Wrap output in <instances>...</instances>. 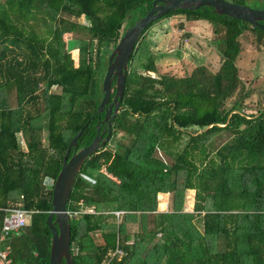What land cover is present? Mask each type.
I'll use <instances>...</instances> for the list:
<instances>
[{"label":"trees","instance_id":"16d2710c","mask_svg":"<svg viewBox=\"0 0 264 264\" xmlns=\"http://www.w3.org/2000/svg\"><path fill=\"white\" fill-rule=\"evenodd\" d=\"M153 1L0 0V227L3 208L31 212L0 241L12 264H48L45 218L62 155L82 126L76 149L95 135L107 58ZM227 1L264 9V0ZM175 16L222 32L215 73H158L146 34ZM246 30L264 53V28L210 6L169 11L143 31L110 137L72 185L66 209L81 210L68 216L72 264H264V110L245 113L235 66ZM60 33L78 42L77 63ZM38 93L42 112L13 132L12 110ZM166 194L171 208L160 212Z\"/></svg>","mask_w":264,"mask_h":264},{"label":"water","instance_id":"95a60500","mask_svg":"<svg viewBox=\"0 0 264 264\" xmlns=\"http://www.w3.org/2000/svg\"><path fill=\"white\" fill-rule=\"evenodd\" d=\"M201 6H210L218 14L246 21L251 26L264 28V9H253L227 0H154L144 17L128 27L107 58L105 74L101 82V98L96 112L103 117L95 124V135L88 144L76 149L75 142L83 126L71 137L62 155L61 166L54 179L51 190V210L45 218L50 231L48 264H72L70 253V227L67 203L76 174L89 154L103 146L110 137L112 117L120 109L123 98L128 63L143 31L152 23L175 9L195 10ZM113 82V85H111ZM105 126L100 129V124ZM104 133V136L102 134ZM72 148L68 156L69 149Z\"/></svg>","mask_w":264,"mask_h":264},{"label":"rangeland","instance_id":"374dc122","mask_svg":"<svg viewBox=\"0 0 264 264\" xmlns=\"http://www.w3.org/2000/svg\"><path fill=\"white\" fill-rule=\"evenodd\" d=\"M83 18L80 22H84ZM222 32H214L205 20L187 21L182 16L161 19L146 34L155 57L159 74L175 77L189 75L195 67H204L215 73L220 66L219 37ZM67 44L69 53L77 63V45L67 34L59 35ZM238 40L241 53L235 66L244 87L248 90L243 100L244 111L255 114L264 110V53L252 42V32L246 30ZM18 50V49H17ZM52 93H59L55 87ZM43 102L40 93L28 98L19 108L12 110L11 128L20 134V129L38 113L42 112ZM45 133H43V136ZM48 187L51 183L47 184ZM192 197V196H191Z\"/></svg>","mask_w":264,"mask_h":264},{"label":"built area","instance_id":"2783aa9c","mask_svg":"<svg viewBox=\"0 0 264 264\" xmlns=\"http://www.w3.org/2000/svg\"><path fill=\"white\" fill-rule=\"evenodd\" d=\"M67 211V210H66ZM3 218L0 227V241L5 238L15 234L18 230L24 226H26L30 221V211L22 208V207H8L3 208ZM81 212V210L73 209L72 211H67L68 216H75L77 213ZM119 213H115L117 216ZM9 246L6 244L2 248H0V260L4 264H12L10 259L8 258ZM115 255H122V251L116 249L115 252L109 253V257L112 258ZM108 260H105L102 264H107ZM19 264V263H15Z\"/></svg>","mask_w":264,"mask_h":264},{"label":"crops","instance_id":"0c3cea01","mask_svg":"<svg viewBox=\"0 0 264 264\" xmlns=\"http://www.w3.org/2000/svg\"><path fill=\"white\" fill-rule=\"evenodd\" d=\"M159 197L158 210L160 212H167L170 210L171 205V196L170 195H161Z\"/></svg>","mask_w":264,"mask_h":264},{"label":"flooded vegetation","instance_id":"af4514ba","mask_svg":"<svg viewBox=\"0 0 264 264\" xmlns=\"http://www.w3.org/2000/svg\"><path fill=\"white\" fill-rule=\"evenodd\" d=\"M103 128V127H102ZM102 128H100V129H102ZM102 136H103V134H102Z\"/></svg>","mask_w":264,"mask_h":264}]
</instances>
